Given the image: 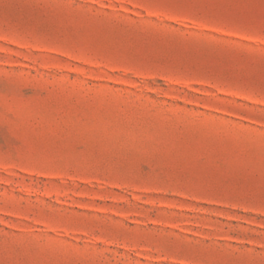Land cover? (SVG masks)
<instances>
[{"label":"rangeland","instance_id":"rangeland-1","mask_svg":"<svg viewBox=\"0 0 264 264\" xmlns=\"http://www.w3.org/2000/svg\"><path fill=\"white\" fill-rule=\"evenodd\" d=\"M0 264H264V0H0Z\"/></svg>","mask_w":264,"mask_h":264}]
</instances>
